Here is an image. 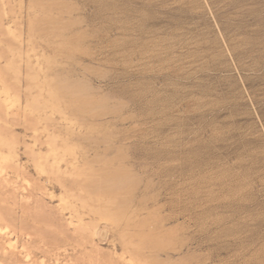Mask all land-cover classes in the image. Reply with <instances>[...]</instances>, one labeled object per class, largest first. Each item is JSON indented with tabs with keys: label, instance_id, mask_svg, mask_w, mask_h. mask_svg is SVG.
Masks as SVG:
<instances>
[{
	"label": "rangeland",
	"instance_id": "374dc122",
	"mask_svg": "<svg viewBox=\"0 0 264 264\" xmlns=\"http://www.w3.org/2000/svg\"><path fill=\"white\" fill-rule=\"evenodd\" d=\"M0 264H264V0H0Z\"/></svg>",
	"mask_w": 264,
	"mask_h": 264
},
{
	"label": "bare ground",
	"instance_id": "6f19581e",
	"mask_svg": "<svg viewBox=\"0 0 264 264\" xmlns=\"http://www.w3.org/2000/svg\"><path fill=\"white\" fill-rule=\"evenodd\" d=\"M141 35V34H140ZM131 64V63H130ZM130 64H128V65H130Z\"/></svg>",
	"mask_w": 264,
	"mask_h": 264
}]
</instances>
